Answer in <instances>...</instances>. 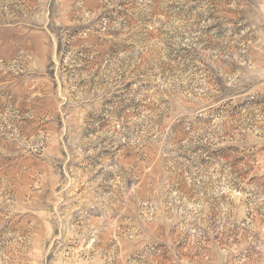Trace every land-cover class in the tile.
<instances>
[{
	"label": "rangeland",
	"instance_id": "1",
	"mask_svg": "<svg viewBox=\"0 0 264 264\" xmlns=\"http://www.w3.org/2000/svg\"><path fill=\"white\" fill-rule=\"evenodd\" d=\"M0 264H264V0H0Z\"/></svg>",
	"mask_w": 264,
	"mask_h": 264
}]
</instances>
